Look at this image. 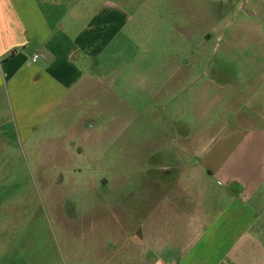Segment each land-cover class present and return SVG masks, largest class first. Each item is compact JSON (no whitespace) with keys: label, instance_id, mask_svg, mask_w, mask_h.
<instances>
[{"label":"rangeland","instance_id":"obj_1","mask_svg":"<svg viewBox=\"0 0 264 264\" xmlns=\"http://www.w3.org/2000/svg\"><path fill=\"white\" fill-rule=\"evenodd\" d=\"M105 1L78 0L86 18ZM107 1L123 25L92 64L95 86L59 109L45 149H17L0 175V236L29 264H87L114 231L122 241L126 197L140 201L183 137L247 117L264 127V0Z\"/></svg>","mask_w":264,"mask_h":264},{"label":"crops","instance_id":"obj_2","mask_svg":"<svg viewBox=\"0 0 264 264\" xmlns=\"http://www.w3.org/2000/svg\"><path fill=\"white\" fill-rule=\"evenodd\" d=\"M117 9L106 0L86 18L78 0H0V175L17 149H45L59 109L95 86L92 64L123 25ZM244 120L183 137L140 201L126 197L122 241L114 231L77 262L111 264L124 248L122 264H264V127ZM78 123L72 135L86 144L91 128ZM22 247L0 236V264L31 263Z\"/></svg>","mask_w":264,"mask_h":264},{"label":"built area","instance_id":"obj_3","mask_svg":"<svg viewBox=\"0 0 264 264\" xmlns=\"http://www.w3.org/2000/svg\"><path fill=\"white\" fill-rule=\"evenodd\" d=\"M39 57V54L34 55V60Z\"/></svg>","mask_w":264,"mask_h":264}]
</instances>
